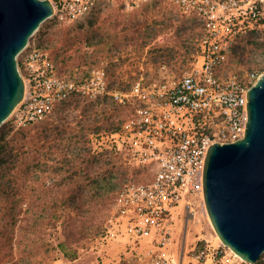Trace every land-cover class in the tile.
Returning a JSON list of instances; mask_svg holds the SVG:
<instances>
[{
	"label": "rangeland",
	"instance_id": "1",
	"mask_svg": "<svg viewBox=\"0 0 264 264\" xmlns=\"http://www.w3.org/2000/svg\"><path fill=\"white\" fill-rule=\"evenodd\" d=\"M200 35L194 20L167 7L110 6L82 23L50 17L27 46L47 50L66 77L85 80L105 69L115 87L127 89L141 76H181L198 55ZM235 53L228 70L264 71V34ZM128 111L110 99L77 96L40 122L18 128L10 116L2 124L0 182L23 192L24 203L16 220L7 204L0 207V264H134L120 244L104 239L117 188L143 177L110 137ZM181 241L189 248L223 244L202 209Z\"/></svg>",
	"mask_w": 264,
	"mask_h": 264
},
{
	"label": "built area",
	"instance_id": "2",
	"mask_svg": "<svg viewBox=\"0 0 264 264\" xmlns=\"http://www.w3.org/2000/svg\"><path fill=\"white\" fill-rule=\"evenodd\" d=\"M52 18L87 22L102 9L170 8L200 28L199 52L177 78L141 76L127 89L115 87L105 69L89 78L64 76L47 50L27 46L21 54L23 100L11 115L20 128L52 116L77 96L110 99L128 108L111 141L125 150L142 178L117 188L104 239L116 242L134 264H249L231 248H189L181 235L200 209L207 214L203 174L208 150L246 134L248 92L264 71H230L236 50L264 34V0H51Z\"/></svg>",
	"mask_w": 264,
	"mask_h": 264
},
{
	"label": "water",
	"instance_id": "3",
	"mask_svg": "<svg viewBox=\"0 0 264 264\" xmlns=\"http://www.w3.org/2000/svg\"><path fill=\"white\" fill-rule=\"evenodd\" d=\"M54 12L51 0H0V127L26 92L18 56ZM248 100L245 136L211 145L203 187L207 214L222 243L256 264L264 253V73Z\"/></svg>",
	"mask_w": 264,
	"mask_h": 264
},
{
	"label": "trees",
	"instance_id": "4",
	"mask_svg": "<svg viewBox=\"0 0 264 264\" xmlns=\"http://www.w3.org/2000/svg\"><path fill=\"white\" fill-rule=\"evenodd\" d=\"M120 128L119 126H114L110 128V132H115ZM4 130L0 132V145L3 140ZM0 161H5L3 158H0ZM24 203V195L20 190H14V185L9 182H0V207L3 204H7L10 208V212H6V214L10 215V217L16 220L17 217L20 216L21 210L18 209V204ZM262 256L256 264L261 263Z\"/></svg>",
	"mask_w": 264,
	"mask_h": 264
}]
</instances>
